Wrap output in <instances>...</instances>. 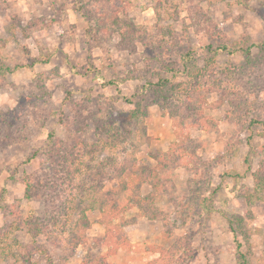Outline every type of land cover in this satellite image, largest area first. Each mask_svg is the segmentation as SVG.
<instances>
[{
	"label": "rangeland",
	"instance_id": "374dc122",
	"mask_svg": "<svg viewBox=\"0 0 264 264\" xmlns=\"http://www.w3.org/2000/svg\"><path fill=\"white\" fill-rule=\"evenodd\" d=\"M121 2L47 0L46 7L37 9L40 15H33L27 24L23 23L20 13L28 10V0L22 9L13 10L12 14L7 6L0 5V77L11 75L23 81L49 64L53 65L47 69L50 73L59 76L62 69L68 73L50 90H45L37 79L39 91L30 98L33 103L29 106L13 113L0 109V218L3 221L0 228L10 220L1 205L11 208L17 201L22 219L31 210L34 217L43 219L46 224L54 212L61 220H66L65 225L57 226L59 233L37 236V243L47 253H34L28 263L20 257H11L12 264H120L118 259H112L111 248L116 241H97V238L104 235L106 226L120 216L122 206L133 196L131 189L139 181L135 174L142 168L138 160L143 165H155L157 173L153 179L155 188L141 183V193H150L145 201H159L163 209L175 206L177 200L182 199L185 205L180 214L182 220L191 215L201 222L211 219L210 215L205 217L200 213L216 207L217 197L229 183L244 179L252 171L254 162L260 165L264 162L258 159L264 154V39L259 33L237 38L232 34L233 25L219 27L218 21L230 16V12L221 11L220 6L225 5L226 0H156L152 7L144 9V19L139 22L122 9ZM77 8H83L84 15ZM153 17L155 22H151ZM62 19H67V29ZM53 25L61 27L55 35L51 33ZM99 39L110 42L109 46L118 52L127 50L131 54L143 48L133 57L136 67L129 68L124 76L118 75L111 63L98 67L99 56L93 53L92 42ZM53 41L54 51L50 48ZM207 45L212 49L224 45L227 50H218L215 62L209 63L213 53H207ZM247 47L251 48L250 57L245 54ZM85 50L87 55L81 57ZM81 58L83 62L78 63ZM204 60L209 64L208 78L205 77L209 85L200 83L192 88L190 72L194 65H204ZM125 67H128L127 57ZM159 79L166 82L161 84ZM132 81H135L133 92L139 97L137 125L133 127L149 147L146 153L138 151L130 166L125 163L117 167L119 153L125 150L120 146L131 135V131L124 128L127 97L120 99V93L122 86ZM112 88L117 90L114 99H120L123 109L115 115L116 106L102 105L100 99ZM21 90L25 91L23 85ZM37 113L42 116L38 127ZM141 118L144 122L139 124ZM118 120L121 127L114 126ZM109 124L116 129L110 132ZM206 130L213 136L221 133L226 137L227 151L224 156L215 158L214 165L223 166L225 170L215 172L210 166L199 177L190 176L180 181L173 175L176 167L185 165L187 157L200 151L199 147L193 149L192 133L202 134ZM49 133L54 140L64 139L68 143L82 140L88 144H81L80 148L85 161L81 176L79 174L73 183L68 180L58 187V208L45 204L40 198H24L23 178L50 169L44 157L52 146ZM108 135L113 136L114 144L90 147L98 136ZM7 138V144L1 142ZM169 147L171 150L167 152ZM143 148L142 144L140 149ZM32 154L33 158L27 160ZM234 157H239L240 166L246 167L244 176L232 168ZM225 159L229 163H224ZM213 178L219 181L214 187ZM2 188L6 189L3 195ZM131 200L141 205L144 202L136 197ZM255 206L259 210L258 202ZM254 218L251 211L243 216L238 212L227 213L225 226L239 242L247 238L246 222ZM82 219L88 221L87 228H83ZM120 223L123 226L124 222ZM116 236L119 238L118 234ZM12 238L22 245L32 241L25 229L15 231L9 240ZM240 249L246 254L247 264H251L254 255L251 248L244 250L241 244ZM203 255L199 247H188L180 264H203ZM238 257L239 253L236 264H239Z\"/></svg>",
	"mask_w": 264,
	"mask_h": 264
},
{
	"label": "clouds",
	"instance_id": "9594fccd",
	"mask_svg": "<svg viewBox=\"0 0 264 264\" xmlns=\"http://www.w3.org/2000/svg\"><path fill=\"white\" fill-rule=\"evenodd\" d=\"M155 3L156 0H122L121 7L128 12L130 17L135 16L139 22L144 19V9L152 7ZM24 4L25 0H19L14 4L11 0H7V3L5 0H0V5L8 7L9 14H12L15 9H22ZM46 6L47 0H43V3L41 0H35V2L28 0V10L20 13L23 16V23L27 24L33 15L38 17L40 13L37 9ZM220 7L221 11L230 12V16L227 20L220 19L219 27L223 28L224 24H231L233 25L232 34L237 38L259 33L260 38L264 39V0H226V4ZM219 15L220 13L217 12L216 16L219 17ZM151 22H155L154 17ZM61 23L67 29V19H62ZM143 30L141 29V31ZM60 31L61 27L59 26L53 25L51 28L52 35ZM68 34L72 35L70 32ZM92 43L93 53L99 56L97 66L103 68L111 63L113 70H116L120 76H124L129 68L136 67L132 63L133 57L143 51V48H138L137 52L131 54L127 50L118 52L109 46L110 42L106 43L103 39ZM97 43L99 47L96 46ZM50 48L54 51L55 41L52 42ZM84 55H87V50L81 53V57ZM105 57L109 59H105ZM125 57L128 58L127 68L125 67ZM82 62L81 58L78 63ZM52 67V64L46 67L41 66L37 69L38 76L37 72H34L23 81L15 79L11 75L0 77V109L13 113L32 104L33 101L30 98L39 91L36 88L37 79L42 82L45 90H50L59 80L67 77L68 73L63 69L59 76L50 73L47 69ZM121 69L123 71H119ZM103 74L107 79V73ZM133 83L135 81L128 83L127 86H122L120 93V99L127 97L128 108L124 110L126 113L124 128L129 129L131 135H128L125 143L120 146L125 150L119 153L116 161L117 167L125 163L130 166L134 157L137 156V152L146 153L149 147L145 138L141 137L133 127V125H137L135 110L139 103V97L132 89ZM21 85L25 89L23 93ZM116 96L117 90L112 88L110 93L100 98L102 105L116 106L113 115L123 110L120 106V99H114ZM36 116L38 127L42 116L39 113ZM143 122L141 118L139 124ZM114 126L121 127L120 121H116ZM223 131L224 129H221V132ZM192 135L193 149L199 147L200 151L186 158L187 170H185V165L177 166L173 173L174 177L178 176L180 181L190 176L199 177L204 169L210 166L215 172L225 170L223 166L214 167V165L215 158L224 156L227 151L224 144L226 137H222L221 133L213 136L207 130L202 134L193 132ZM142 144L144 148L141 150ZM258 159L264 160V154ZM233 160L235 162L232 163V168L244 176L246 167L240 166L239 157H234ZM224 163H229V161L225 159ZM261 175H264V165L254 162L252 171L244 179L235 180L227 185L217 197L215 208H212L210 212L206 209L200 213L201 216L210 215L211 217L204 222L191 215L186 220H182L180 214L185 207L182 199H178L175 206L169 205L163 209H161L159 201H144L142 211L128 206L116 220L106 226L107 229H110L113 237L119 235V240L111 248L112 259H118L120 264H180L182 254L188 247H199L204 253L203 264H226V257L228 258L227 264H236L237 254L241 249L236 247L237 241L225 226V215L238 212L243 216L251 211L255 214V218L246 222L245 231L248 235L239 243L244 245V250L250 247L254 253L251 257V264H264V184L259 182ZM217 183L219 181L213 178L212 186L214 187ZM233 183L235 187H232ZM229 189L231 190L229 191ZM257 202L260 206L259 210L255 206ZM121 221L124 222L123 226H121ZM2 222V218H0V223ZM8 251V248L5 247L2 254L7 255ZM0 264H12L11 258L7 261L0 260Z\"/></svg>",
	"mask_w": 264,
	"mask_h": 264
},
{
	"label": "trees",
	"instance_id": "16d2710c",
	"mask_svg": "<svg viewBox=\"0 0 264 264\" xmlns=\"http://www.w3.org/2000/svg\"><path fill=\"white\" fill-rule=\"evenodd\" d=\"M79 9V12L84 15L83 8H77ZM250 47H247L245 49V54L247 57H250ZM218 50H227V47L224 45L217 46L215 49H212L211 45H207V53H213L210 62H215V55L217 54ZM46 61V59H45ZM204 65H194V70L190 72V76L193 78V82H190V87L196 88L200 85V83H206L205 86L209 85L208 83V61L204 60ZM199 77L201 79H199ZM207 77V78H205ZM199 80H197V79ZM206 80V81H205ZM159 83L164 84L166 80L159 79ZM195 81V82H194ZM204 86V85H203ZM139 105V104H137ZM136 116L138 115L139 108L136 107ZM106 126V125H105ZM107 127L111 129L114 128L111 124L107 125ZM116 135H118V132H116ZM50 142H52L51 149L46 152L45 156L46 159L49 161L50 169L49 170H43L41 171V174H35V175H26L23 178L24 182V198L26 199H32V198H40L42 199L45 204L52 205L54 207L58 208L60 199V191L58 190V187L60 184L65 183V181H71L72 183L76 180L77 176H81L82 169L85 164V161L83 160V156L81 154L80 148L81 144L88 145L86 142H83L82 140H74L71 143H68L64 139L54 140L53 134L49 133ZM111 135L108 136H98V140L90 145V147L93 149L94 147H104V145L107 144H114L115 142H112ZM120 136H117V138ZM6 141V144L9 141V138L2 140L1 142ZM171 150V147L168 148L167 152ZM80 151V152H79ZM166 154V153H165ZM36 154H34L35 157ZM155 158L156 156H152ZM33 158L32 156H29L27 160H31ZM157 158V157H156ZM139 165H142L140 173L138 172L135 174V177L138 178V185L135 188H132L131 191L134 193L132 197L129 196L127 199V203L124 204L121 208V213L131 204L135 205L138 209L143 210V207L138 202L131 200L135 199V197L138 199L145 201L148 198L147 195H143L140 190V186L142 182L150 184V186L155 188L153 179L157 177V173L155 172V165L150 166L149 164L143 165L141 160H138ZM261 165H264V162H262ZM259 182L264 184V175H261L259 177ZM2 195L6 191L5 188H2ZM3 198V197H2ZM247 199V198H246ZM3 201V199H2ZM18 202V201H17ZM16 204L10 206L2 204V210L4 213L10 217V220L0 228V259H8L13 257L14 259H22L24 263H28L31 261V259L34 256V253L42 254L47 253L46 250L37 243L36 238L39 234H54L59 233L57 230V226H61L66 224V220H61V216L59 218V215L54 212L52 215H50L48 219V224L44 222V220L40 219L39 217H34L33 211H29L27 217L21 218V215L19 213L18 207ZM117 205H115V209H117ZM8 211V212H7ZM83 228L88 227V221L82 219ZM233 224V222H232ZM233 227V226H232ZM25 229L27 233L30 234L32 237V241L28 245H22L17 239L12 238L9 240L10 235H12L15 231ZM235 231V230H234ZM99 239H104L106 241H110L113 239V241H117L119 238L118 236L113 237L110 233V229L105 230V233L100 238H97V241ZM96 241V242H97ZM78 243V242H77ZM237 248L240 249L241 243L237 241ZM7 247L8 252L7 255H3V249ZM16 247V250L14 249ZM19 248V252H18ZM49 261V257L47 259ZM238 263L239 264H247V258L245 252L240 251L239 257H238Z\"/></svg>",
	"mask_w": 264,
	"mask_h": 264
}]
</instances>
